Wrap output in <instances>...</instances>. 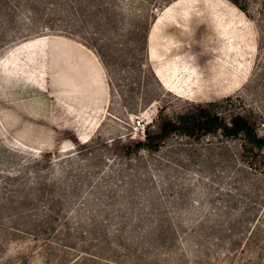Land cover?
<instances>
[{
    "label": "rangeland",
    "instance_id": "obj_1",
    "mask_svg": "<svg viewBox=\"0 0 264 264\" xmlns=\"http://www.w3.org/2000/svg\"><path fill=\"white\" fill-rule=\"evenodd\" d=\"M209 102L264 139V0H0V264H264V145L136 147Z\"/></svg>",
    "mask_w": 264,
    "mask_h": 264
},
{
    "label": "trees",
    "instance_id": "obj_2",
    "mask_svg": "<svg viewBox=\"0 0 264 264\" xmlns=\"http://www.w3.org/2000/svg\"><path fill=\"white\" fill-rule=\"evenodd\" d=\"M212 102L199 105L195 111L178 115L175 118H161L154 129H147L143 140L136 142V147L156 149L161 141L174 132H180L195 138L220 130L225 136L242 135L248 143L262 147L264 139L255 131L253 123L246 117L234 114L225 120L212 109Z\"/></svg>",
    "mask_w": 264,
    "mask_h": 264
},
{
    "label": "built area",
    "instance_id": "obj_3",
    "mask_svg": "<svg viewBox=\"0 0 264 264\" xmlns=\"http://www.w3.org/2000/svg\"><path fill=\"white\" fill-rule=\"evenodd\" d=\"M140 122H141V120H140V119H137V120H136V123H137V125H139V124H140Z\"/></svg>",
    "mask_w": 264,
    "mask_h": 264
}]
</instances>
